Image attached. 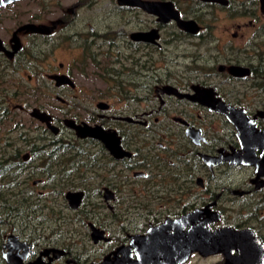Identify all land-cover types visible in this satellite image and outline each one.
Returning <instances> with one entry per match:
<instances>
[{"label":"flooded vegetation","instance_id":"af4514ba","mask_svg":"<svg viewBox=\"0 0 264 264\" xmlns=\"http://www.w3.org/2000/svg\"><path fill=\"white\" fill-rule=\"evenodd\" d=\"M34 2L39 10L18 11ZM11 8V26L0 34V72L5 77L18 67L46 71L58 66L46 75L61 90L56 98L66 103L60 95L64 89L76 92L80 87L74 72L67 70L66 59L54 58L56 51L69 55L70 66L82 76H87L89 66L106 71L105 88L79 92L82 97L106 99L96 104L100 111L86 108L64 119L50 113L58 133L32 117L33 109L29 113L44 126L40 134L44 139H35L41 153L35 167L45 170L39 180L50 183L54 178L55 186L69 180V190L56 187L57 192L77 213L80 229L87 225L94 245L116 242L108 233L112 220L106 210L124 213L119 244L103 251L99 262L83 264H100L118 247L129 246L132 235L196 209L203 210L202 219L209 218L211 229L251 230L264 245V161L250 164L240 157L244 152L240 135L254 141L247 147L250 160L264 157V142L255 140L257 133L264 134L262 0H17L0 7V15ZM29 25L45 28L38 31ZM58 76L64 82L59 83ZM67 119L116 133L123 155L116 157L98 139L79 137L66 125ZM64 129L71 132V139L61 137ZM26 153L25 161L32 165L35 156ZM69 191L82 193L76 209L70 206ZM102 196L103 203L96 201ZM51 211L52 223L58 222L61 217ZM233 211L236 216L229 222L228 213ZM91 224L111 239L95 241ZM63 225L58 222L56 227ZM81 234L74 229L69 237ZM42 238L19 235L11 245L12 263L59 264L65 259L67 264H82V253L73 248L79 241L60 243L46 236L40 242ZM7 239L0 264H9L4 257ZM48 249L63 254L45 253Z\"/></svg>","mask_w":264,"mask_h":264},{"label":"rangeland","instance_id":"374dc122","mask_svg":"<svg viewBox=\"0 0 264 264\" xmlns=\"http://www.w3.org/2000/svg\"><path fill=\"white\" fill-rule=\"evenodd\" d=\"M14 8L16 10L18 9V7H14ZM27 9H30L31 11L39 10L38 4H36L35 2L31 4L26 3L25 7L22 6L21 8H19L18 11L22 12ZM2 10H4L5 12H3L0 15V34L3 33L6 28L11 26L9 23L8 14L14 13L12 11L13 8H11L10 10L9 9L8 10L2 9ZM54 58H57L58 62L62 60L64 61V59H66L65 61L67 62V70L69 71L71 70L74 72L73 78L75 82L78 84V86L80 87L79 91H76V92H74L71 88H68V87L67 89H64V90H67L66 93L60 94V95L66 100V103H63L56 98V96L59 94L58 92L61 90H57L56 87L53 86L54 83H52L47 78V75H46V71L53 72L54 70H57L59 68L58 66H49L50 68H48L46 71H44L45 70L44 67L42 68L41 67H30V68L18 67L12 73L8 72L9 75L6 77V80L8 81V83H6L7 86H5V88L7 87V89L10 90L11 93L17 92L18 94H21V96L16 97V98H7L6 99L7 103L5 102V104L6 105L8 104L10 106V109L13 110V113L17 115L16 117L18 119H21L25 123V126H26L25 131L30 133V136L33 137L32 139H35L37 136H39L44 128V126H42L39 121L32 118L29 114L30 111L34 107H39L40 109L42 108V110L44 111L46 110V112L53 114L55 117L64 119L68 117L70 118L75 117L74 116L75 113L82 112L83 109H86V108L90 110L100 111L97 109L96 104L100 100H106V99H101V97H96L95 99H92L90 97H82L81 95H84V93L82 92L81 94L79 93L81 88L88 89V87L90 88L95 87L101 90L105 88L106 71L103 70L102 67H98V66L87 67L86 68L87 76L85 77L84 75L82 76L81 72H79L77 68L75 69L70 66L71 62L69 61L70 59L69 55L56 51ZM107 60H109L108 57H107ZM98 96H101V93L98 94ZM78 97H81V98L78 99ZM79 100H83L84 102L80 103ZM18 104H22L25 107V109L19 108ZM84 113L85 112H83V114ZM84 116L85 115H82L81 118L85 119ZM14 122H15V119H13L12 117H8L7 119H4L3 122H0V142L1 140L2 142H4L5 139L8 137H11L12 140L16 139V137L18 136V132L23 131V130L18 131V127L14 126ZM23 122L19 121L17 126L18 125L21 126ZM61 137L64 139H71V132L68 129H64V134H62ZM29 142H30V146H25L22 155H24L27 151H32L33 142L32 141H29ZM29 142H27V144ZM32 162L33 163L31 165V168L37 166L40 163V157H32ZM97 181H100V180L96 179V182ZM39 183H40L39 179L33 181V184L35 186H37ZM37 189L39 192H43L44 194H46V200L48 201L47 203L41 204V205H44V204L46 205V207L41 212V215H40L41 219L37 220L34 218L31 220H27L23 223V226H21V223L19 222L18 226L16 227L17 230H15L14 233L12 234L17 233L22 237H24L25 235L28 236L27 233H31L32 236L34 235V237L37 235L38 236L42 235L43 238L39 239V241L44 242L45 239H47L46 236H52L56 239H60L61 234L64 233V235L67 237L66 238L63 237V239H60L62 241L60 243L72 244L73 240H75L76 242L79 241V243H81V244H78L76 247L74 246L73 248L76 252L82 253V255L79 256L80 262L82 264L91 262V261L99 262V260L102 259L105 250L108 253L114 246H116V244H119V240H117L115 236L118 233L120 234L119 228L122 225V222L119 220L113 219V217L111 219V213L113 212H111L108 209L106 210L107 219L112 220L111 230L108 229V233L109 235L111 234L116 239L115 240L116 242L113 244L108 243V242L107 243L100 242L98 244H95L97 245L95 246L93 242L90 240V237H88L90 233L88 235L89 230L87 228V225L81 226V229H80V226L77 224V221H76L77 213H75L72 209H70L67 206V201L62 194L56 193L57 192L56 187L49 186L47 181H43L41 182L40 185L37 186ZM64 189L66 191L69 190L67 186H65ZM96 201H101L103 203V196L98 198ZM52 204H54V206ZM99 207H102L103 209L105 206L100 204ZM52 208L59 214V217H61V219L58 222H63L64 223L63 227H56L58 225V222L56 221H55L56 226H55V222L52 223V218L55 217V215L54 216L52 215V213H54L53 211H51ZM82 208H84V205L82 206ZM88 208L90 210L95 209V207L92 205H90ZM102 209L100 208L99 210L101 211ZM115 212L118 213V215L119 213H121V216H119V219L125 218L124 213L121 212L120 210L119 211L116 210ZM235 216H236V213L234 211L229 212L227 220L229 222H232ZM84 218H88V216ZM62 219H65V220H62ZM96 220H100V218H97ZM20 228H26L23 234L18 231ZM74 229L79 230V231L81 230L84 233V236L81 234V235H76L74 237H69V235L71 234V230H74ZM54 230L58 231L59 233H54ZM223 260L224 258L222 257V255L217 254V255H210V256H202L196 253L193 256H191L190 260L186 264H221ZM59 264H67V261L65 259H61Z\"/></svg>","mask_w":264,"mask_h":264},{"label":"water","instance_id":"95a60500","mask_svg":"<svg viewBox=\"0 0 264 264\" xmlns=\"http://www.w3.org/2000/svg\"><path fill=\"white\" fill-rule=\"evenodd\" d=\"M13 1L17 0H2L0 2V7L6 6ZM262 4L264 8V0H262ZM30 26L31 25H29L28 27ZM31 27L33 29L35 28V30L38 31L45 28L44 26H41V28H39L35 25H32ZM56 79L59 83L64 82V80L60 76H58ZM65 82L72 83L70 79H66ZM167 89H169V87H167ZM30 114L32 117H35L41 122L46 123L48 127L55 133H58L57 127L52 123L53 116L50 113L43 111L39 107H34ZM234 121L237 120L234 119ZM65 122L68 127L73 128L77 131V135L79 137H93L95 139H98L106 145L108 144L107 146L111 149L112 154L116 157H121L123 155V150L120 146V139L119 137H117L116 133L104 129L103 126L99 124L90 125L88 123H84L78 125L72 119H67ZM112 135L116 136L117 138L110 137ZM248 146L249 145H247V147ZM119 152L122 154L120 155ZM23 158L24 160H27L29 158V153H26ZM262 159L264 161L263 156L261 159H254L253 161L259 162ZM144 174L145 173L140 172V175ZM67 197L72 208L76 209L79 207L82 197L81 192L69 191L67 193ZM202 211L203 210L201 209H196L195 211H192L181 217L168 218L162 224L151 225L145 234L132 235L131 243L129 246H120L113 252L107 254V256L100 264H124L125 258L128 260V264H185L189 261L193 253H199L202 256L223 254L225 264H264V245L258 240V238L254 236V233L251 230H237L233 227H225L213 230L208 226V223L210 222L209 218L202 219ZM199 224L200 227L196 230L195 226ZM91 225L94 229L95 241H98L99 239H106L107 241H109L111 239L108 236H104V231L95 227L93 224ZM179 229L184 234L191 233V236L188 237L191 243H183V241L182 243L180 242V234L178 233ZM203 232H205L207 235L209 234V238H215L217 242L211 241L209 243L211 246L206 247L204 245V247L201 246L200 243L193 244L191 239H194V237H201L202 234L200 233ZM18 236L19 235L15 234L10 235L7 239L8 242L4 245L5 249H9L4 253V257L8 259L9 264H13L10 258H13L14 256L12 254L13 248H11V245L16 243V239L18 238ZM242 239H246L248 241L249 239H252L258 244V248H253V243H251L250 246L244 243L241 244L243 241ZM177 244H186L185 249L183 250L182 254H180V257L175 256L176 254L168 255L169 252L179 246ZM171 245L172 247H170ZM144 246L150 247V249H154L156 250V252L159 251L158 255L161 257V254H163L166 262L163 263L161 261H156L159 257H153L155 262H152L153 260H151L148 254L141 253V250ZM50 251L63 254V251L59 249H48L45 253H49ZM134 255L136 257H134Z\"/></svg>","mask_w":264,"mask_h":264},{"label":"trees","instance_id":"16d2710c","mask_svg":"<svg viewBox=\"0 0 264 264\" xmlns=\"http://www.w3.org/2000/svg\"><path fill=\"white\" fill-rule=\"evenodd\" d=\"M6 83H8L6 77L0 72V122L12 117L15 119L14 126L18 127V131H23L18 132L16 139L12 140L11 137H8L4 142L2 140L0 142V260L3 243L11 233L17 230L18 223L20 222L23 226V223L27 220L41 219V212L46 207L45 204H41L48 202L46 194L39 192L37 189L42 180H39L40 183L37 186L33 184L34 180L44 176L45 170L41 167L40 169H37L38 167L31 168L30 162H26L22 155L25 146H30L29 141L33 142V155L35 157L40 155L39 147L36 146L37 144L34 141L38 138L44 139V136L39 135L32 139L30 133L25 131V123L16 117L17 115L13 113L9 105L5 104L7 97H16L14 93H12V96H8L11 91L9 90L6 93L8 91L7 87L5 88ZM19 121L23 122L21 126H17ZM27 142L29 143L27 144ZM59 148V146L56 147L55 154H57ZM49 154H52V152H49ZM53 179L51 178L52 181L48 183L49 186L60 187L61 192L69 183V180H64L62 186H55ZM119 216H121L120 213L119 215L116 212L111 213V219L113 217V219L120 220ZM25 230L26 228H20L18 231L23 234ZM115 238L121 240V234L118 233ZM221 264H224V262L222 261Z\"/></svg>","mask_w":264,"mask_h":264},{"label":"bare ground","instance_id":"6f19581e","mask_svg":"<svg viewBox=\"0 0 264 264\" xmlns=\"http://www.w3.org/2000/svg\"><path fill=\"white\" fill-rule=\"evenodd\" d=\"M110 137H113V138H115L116 136H110ZM117 138V137H116ZM240 138H241V141H242V144H243V146H244V152H243V155L242 154H240V157L242 158L241 159V161H243V162H245V163H256L255 161H253V160H250L249 159V156H248V153H249V149L247 148V145H250V146H252V144L254 143V141H252V140H250L249 138H247V137H242V135H240ZM255 140L256 141H261V142H264V134L263 133H257L256 134V137H255ZM108 145V144H107ZM113 147V146H112ZM119 151V150H118ZM119 154L121 155L122 153H120L119 152ZM262 162V161H261ZM264 163V162H263ZM198 226V227H197ZM196 227V230H197V228H199L200 227V224L199 225H196L195 226ZM194 227V228H195ZM177 231H178V229H177ZM180 235H179V238H180V242L182 243V241H183V243H191L190 241H189V239H188V237L189 236H191V233H189V234H184V233H182V231H180V229H179V232H178ZM200 234H202L201 235V237H199V238H196V237H194V239H191L192 240V243L193 244H196V243H200L201 244V246H211L209 243L212 241V242H217V240L215 239V238H209L208 237V235L205 233V232H203V233H200ZM194 235V234H193ZM243 241H242V243L241 244H247L248 246H250V244L251 243H253L254 245H253V248H258V244L255 242V241H253L252 239H249V241L248 240H246V239H242ZM177 245H179V246H177L175 249H173L171 252H169V254L168 255H175V256H179L180 257V254H182V252H183V250L185 249V245L184 244H177ZM203 246V247H204ZM170 247H172V245L170 246ZM210 248V247H209ZM149 251H150V254H149ZM141 253H145V254H148L149 256H150V258H151V260H153L152 262H155V260L153 259V257H159L156 261H161V262H166V260H165V258H164V256H163V254H161V257L158 255V253H159V251L158 252H156V250H154V249H150V247H143V249L141 250ZM128 262V260L125 258V263L124 264H128L127 263Z\"/></svg>","mask_w":264,"mask_h":264}]
</instances>
